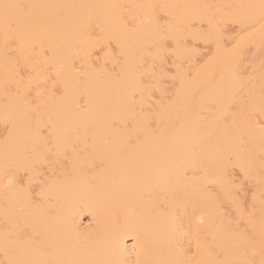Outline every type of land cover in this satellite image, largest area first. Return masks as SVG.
Returning a JSON list of instances; mask_svg holds the SVG:
<instances>
[{
    "label": "bare ground",
    "instance_id": "1",
    "mask_svg": "<svg viewBox=\"0 0 264 264\" xmlns=\"http://www.w3.org/2000/svg\"><path fill=\"white\" fill-rule=\"evenodd\" d=\"M0 264H264V0H0Z\"/></svg>",
    "mask_w": 264,
    "mask_h": 264
}]
</instances>
